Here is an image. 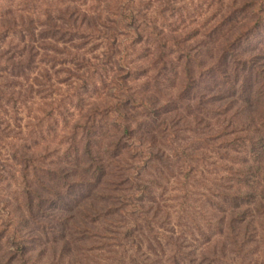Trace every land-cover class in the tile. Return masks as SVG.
Wrapping results in <instances>:
<instances>
[{"label": "trees", "instance_id": "obj_1", "mask_svg": "<svg viewBox=\"0 0 264 264\" xmlns=\"http://www.w3.org/2000/svg\"><path fill=\"white\" fill-rule=\"evenodd\" d=\"M109 1L0 0L3 167L25 185L0 207L30 228L9 264H249L264 0H207L210 25L193 0Z\"/></svg>", "mask_w": 264, "mask_h": 264}, {"label": "rangeland", "instance_id": "obj_2", "mask_svg": "<svg viewBox=\"0 0 264 264\" xmlns=\"http://www.w3.org/2000/svg\"><path fill=\"white\" fill-rule=\"evenodd\" d=\"M8 1H10L9 4L14 2L17 5L21 3L23 4L24 2L26 3V2L31 1L30 4L32 5L30 6L40 7L39 6L40 4H43L46 2L56 3L58 0H8ZM83 1H87L88 3L87 7H89V9L92 8L97 11H103L105 12V14L107 13V10H108L107 6L109 4H112V1L107 2V0H83ZM208 1L207 0H193V4L189 5V9L198 10L200 15L202 14L204 19L200 18V20L198 19V22L205 21L206 23V20H207L208 25H210L209 22L211 19H214L213 17L214 13L212 12L210 14H206V15L204 14L205 10L208 9V5H206ZM185 2L188 4L191 3L190 0H185ZM6 3L8 2L5 1L4 5H6ZM215 7L217 6H214V9ZM39 101L37 100V104H39ZM59 124L60 125L59 127H57V129L60 135H63L64 132L62 130V120L61 119H59ZM46 136H47L46 141H43L40 138V143L42 144L41 147H43L45 143L46 144L51 143L53 150H60L61 155L66 150V148L69 147V145L67 144L65 145L61 143L60 137L57 138L54 135H49V134H47ZM7 154H12V152H9L7 148L3 147V144L2 145L0 144V175L2 176V178H0V203L4 204V200L8 199V200H11L14 204L17 203L19 205L25 206V203H24L25 202V193H24L25 185L23 184V177L19 172L21 168L20 167L17 168L18 173L17 171H13V172L11 171L12 173L16 172L14 173L16 174L15 178H12L11 175L7 173V171H5L3 167L5 165L4 155H7ZM213 157H216V156H213ZM51 159L52 161H50L49 163L56 161L54 160V157H51ZM8 169L9 168H7L6 170ZM218 177L219 176L216 175L213 179H217ZM203 191L206 193L205 190ZM262 197L263 195L261 196V199H260L261 200L260 205H258V203L260 202V200L258 199L257 202L255 203L256 206L254 207L260 206V208L264 210V198ZM9 213H10V209L0 207V264H9L12 262V256H11L12 251L10 250L11 249L10 247H12L13 237H15L18 232L20 234L29 235L28 231L30 228L26 224H21V223L19 225L16 224L14 226V229L9 230L10 228L7 227V224L10 222ZM252 220H253V224L256 226L255 228L257 232L255 236L253 234L254 241L251 244L252 255H249L248 261H249V264H264V211H260V210L254 211ZM34 254L40 257L38 251L34 252ZM49 260L50 262H55V264H58L59 262V260L55 259L51 253H48V259H45L44 260L45 262H43L42 264H49Z\"/></svg>", "mask_w": 264, "mask_h": 264}]
</instances>
